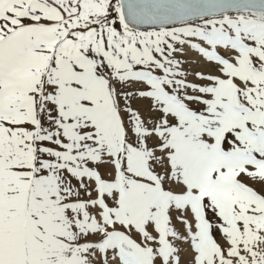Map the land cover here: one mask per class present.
Returning a JSON list of instances; mask_svg holds the SVG:
<instances>
[{
    "label": "snow or ice",
    "instance_id": "6c2138e0",
    "mask_svg": "<svg viewBox=\"0 0 264 264\" xmlns=\"http://www.w3.org/2000/svg\"><path fill=\"white\" fill-rule=\"evenodd\" d=\"M0 264H264V0H0Z\"/></svg>",
    "mask_w": 264,
    "mask_h": 264
}]
</instances>
